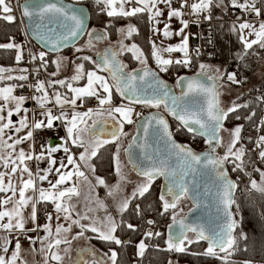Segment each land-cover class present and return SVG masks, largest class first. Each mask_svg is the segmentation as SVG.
Segmentation results:
<instances>
[{"label": "snow or ice", "instance_id": "1", "mask_svg": "<svg viewBox=\"0 0 264 264\" xmlns=\"http://www.w3.org/2000/svg\"><path fill=\"white\" fill-rule=\"evenodd\" d=\"M95 4L102 6L100 11L106 13L108 17H132L146 13L155 34L161 33V29L157 25H159V18L163 16L164 12L159 5L164 4L168 10L167 20L171 21L172 18H177L182 27L173 32L170 30V23H164L162 35L164 38L180 36L181 40L175 45L167 46H164L162 42L158 45L156 41L150 40L151 58L156 65V69H153L148 65V56L139 45L124 43V40L138 32L136 26L129 23L126 27L118 28L117 32L121 34L122 39L117 42L116 46L106 48L103 53L97 52L96 59L84 55L78 57L79 63L70 62L75 64L74 74L71 77L37 79L35 84L29 85L37 93H40V95L30 97L40 109L38 113L40 118L37 119L33 115L31 122L28 119V109L23 107L29 97L14 95V89L17 87L15 85L0 87V168L4 169V171H0V193L4 194L0 195V230L18 234L10 254L9 244L11 241L6 236L0 237V253H2L0 254V264H17L22 248L21 236L29 242L33 252L36 251L34 246L37 243L40 244L39 252L43 256V264H50V261L61 264L64 257L55 249H58L62 244H71L67 234L72 232L74 226L79 228V231L72 239H77L83 236L86 231H91L96 234V238L99 240L121 244V240L114 235L119 225L114 217L107 212V205L103 200L96 198L97 207H89L83 214L76 212L75 205L71 204L70 200L72 196L80 195L78 185L81 181L87 183L90 189L95 187L82 168H88L94 174L95 167L91 164V160L107 144H116L113 161L119 176L117 184L109 188L108 195L112 196L114 192L121 190L120 185L125 177L121 175L119 160L121 145L118 141L121 136H127V133L123 131L124 125L133 123L137 124V132L142 131L143 136H133L124 152L128 156L133 170L143 178V181L136 186L131 197L124 198L116 205L117 211L121 214L126 212L131 199L137 196L143 197L149 192L152 182L157 177H163L165 183L159 196L163 208L161 215L168 212L169 209L173 211L172 224L168 226L169 236L165 241L166 250L184 253L187 251L186 244L191 245L205 240L208 247L204 252L192 253V255H203L219 259L221 264H231V256L239 250L240 241L247 242V235L243 231L236 234L239 222L235 219L231 206L235 203L234 192L238 186L229 178L224 165L232 163L233 171L244 170L243 157L246 154V149L243 145L237 147L241 139L242 126L237 125L231 130V140L223 155H217V148L222 146L220 132L229 113L235 112L239 107H247V105L233 104L224 110L219 106L217 88L223 86L219 84V81L225 77L229 83H239L236 73H221L218 68L213 69L201 63L200 71L196 76L177 78L176 85L181 88L179 96L159 76V73L168 72L169 67L174 64L189 67L192 63L188 35L185 34L189 21L184 19L183 10L190 8V15L197 17L193 23L199 24L202 14L204 20L211 21L213 7H221L224 0H192L190 4L189 0H180L179 8L172 6L173 0H95ZM130 4L135 6L125 7ZM230 4L233 8H239L242 12L254 14L257 17L264 12V8L257 6L256 0H230ZM18 6L21 9L22 17L30 21L28 27L31 28L32 35L45 44L51 45L54 51L59 52L61 48L68 46L70 42H74L85 34L87 14L83 8L73 9L64 5L61 0H27L25 4ZM12 13L11 0H0V18L12 22L15 19ZM237 20L239 21L240 17H237ZM108 27L110 24L105 26L104 31L92 29L87 32L89 47L93 46V40L108 38ZM245 30L248 31L249 37L254 38H246L243 34ZM232 31H238L239 38L243 43L244 53L239 56V59L242 60L254 45L264 49V21H261L258 26L248 20H243L238 24L234 22ZM0 48H15L17 50L15 59L17 62L21 61V45L0 44ZM75 51L80 52L82 49L76 48ZM126 52L131 53L132 58L138 61L141 67L125 71L127 65L119 59V56ZM174 52L182 53V58L173 59L171 54ZM165 53L168 55L165 56ZM196 54L197 56L200 54L199 49L196 50ZM45 55V52H40L38 57L32 55L31 59L35 61L39 58L41 61L39 67L46 68L48 61L45 60ZM62 60H67V58L63 57L52 61L57 70L50 74L51 77L58 76ZM85 61L92 63L94 68L85 71ZM8 71L10 69L0 68V80L14 79L11 75H3ZM20 71L25 72L27 69ZM100 73H108V76ZM200 76H206L210 83H203L199 79ZM15 79L26 81L28 77L20 75ZM84 79H86V83L83 86H74V83ZM56 85L66 88L67 91L57 90ZM18 86L24 87L23 84ZM48 89H53L51 94ZM113 89L121 98L119 105H113ZM192 93L202 94L206 98V104L195 108L186 104L184 98L189 97ZM87 98H95L98 101V107L88 108L84 112L78 111V101L82 106ZM259 99L264 102V97ZM50 104L53 107H49ZM133 104L151 108L163 106L169 115L179 121L181 127L187 129L193 136L203 137L207 150L197 153L189 145L176 142L168 121L160 113H152L144 117L141 113L135 112L137 119L134 120V108L131 106ZM105 105L108 107L105 108ZM53 108L58 109L59 114H55ZM21 112L24 115H21L17 122H13L11 117ZM94 115L97 117L106 116L107 119L98 121L93 119ZM251 115H255V113L253 112ZM245 118L251 119V116ZM89 120H91V124L88 123ZM55 121H60L64 127L66 134L60 138L63 143L56 146L41 144L39 153H35L32 145L28 151L18 147L26 141L34 140L36 130L53 129ZM109 121L111 122V131L106 133L108 139L102 138L105 135L103 131L95 135L94 139H85L86 134H94L98 126ZM261 122L264 124V118ZM150 130L152 137L155 138L154 142L149 140ZM22 131L23 135H20ZM159 142L163 143V148ZM133 145L139 150L138 157H134L131 152ZM72 147L83 150L77 156L72 151ZM255 147L259 149V157L264 160V135L258 137ZM60 150L65 155L57 161L53 154ZM33 160L37 162L47 160L48 167L41 169L37 163L36 171L33 172L28 163ZM255 171L259 173L260 180L250 179V190L264 193V171L259 168ZM53 173L55 174L54 182L49 179L50 174ZM209 173L214 176L212 189H214L215 206L219 212L223 213L225 219V223L219 230L210 235L206 234L201 226L186 224L183 218L178 220L175 211L179 202L185 197L191 198L195 204L202 196L208 195L211 189L202 182ZM17 174H19L18 179L14 180ZM25 174L27 178H25ZM95 180L96 185L108 187L103 178L96 177ZM45 181L48 183V188L42 186ZM29 191H31V195L27 194ZM167 197H171V199ZM49 202L54 205L56 221L54 231L52 212L46 211L45 223H38V206ZM25 209H30L27 216H25ZM100 209L106 213L103 219L88 215V212ZM135 212L137 215L141 214L139 205L136 206ZM237 212H239L238 206ZM84 220H89L90 223H82L81 221ZM29 221L33 224L31 229L26 228V223ZM121 223L124 222L121 221ZM147 223L151 225L155 221L148 220ZM176 224L179 225V232L173 235L171 230ZM127 227L133 231L136 230L131 223H127ZM31 231L37 233L43 231L45 235L36 237L27 235ZM187 232L194 233L195 239H189L186 235ZM62 234L63 238H61ZM144 235L147 238L153 235L160 236L161 233H153L149 230ZM136 247L137 255L143 256L146 248L144 240H140ZM69 251V247L64 248L65 253ZM84 251L85 249L79 250L81 259ZM110 253L111 264H116L117 253L111 249ZM20 264H25V262L20 261ZM77 264H80V261H77ZM169 264L172 262L169 261ZM242 264H252V261L245 260Z\"/></svg>", "mask_w": 264, "mask_h": 264}, {"label": "trees", "instance_id": "2", "mask_svg": "<svg viewBox=\"0 0 264 264\" xmlns=\"http://www.w3.org/2000/svg\"><path fill=\"white\" fill-rule=\"evenodd\" d=\"M264 1V0H262ZM73 3V2H72ZM80 3L84 4L86 8H88L89 12V25L88 30L90 28L97 27L99 30L104 31L105 26L110 24V27L107 28L108 39L115 40L117 29L120 27L122 23H131L136 26L138 29L137 33H134L132 37L126 39V43H135L143 49L145 55L149 57V41H148V17L147 14H137L132 17H108L104 12L100 11L101 6H97L95 4V0H82ZM75 3V4H80ZM221 11L220 8L213 7L214 10ZM220 9V10H219ZM233 25H227L226 23L213 22L209 29L211 30V39L213 42V52L210 59L207 61L210 62H218L219 66L225 68V72L229 70V65L232 64L235 68L241 73L242 79L239 85H241L240 94L235 99L236 105H247V107H239L233 113H229L226 120L223 122V126H229L232 122L239 123L242 126L241 134L243 128L247 126L250 129L249 134L242 136L239 142V145H243L246 149V154L243 157L244 161V170L233 171L232 167L234 165L230 163L227 166L230 177L234 179L235 173H242L243 178L248 173H250L249 179L247 178L246 186L249 189V195H244L237 190L234 193L235 203L231 206V211L235 217V219L239 222V226L236 230V234L238 235L240 231H243L247 235V242L240 241L239 250L236 251L230 258L231 264H242L245 260H251L252 264H264V193L250 190V179H255L257 181L260 180V175L255 169L259 168L264 171V166H261L259 163H254L249 170L248 164L252 161V155L247 151V146L254 141L255 137V122L257 118L258 111L261 109L264 102H262L260 97H264V49H261L258 45H254L252 49L248 50V53L244 55V58L241 60L239 56L244 53L243 43L239 38L238 31H232ZM20 31L18 21L14 19L12 22H8L2 18H0V42H4L8 44L11 42V38L15 34H18ZM85 39V36L81 39V41L74 47L68 48L75 49ZM68 50L62 51V53L68 52ZM17 50L15 48H0V66L6 67L11 66L14 67L18 64H22L21 61L17 62L16 57ZM46 58L50 59L52 56H55V53L52 54L50 52L45 51ZM127 62L128 69H134L132 66L135 63V60H131L129 54L124 53L123 58ZM149 59V58H148ZM201 59V58H200ZM200 59H192L194 63V67L197 65V62ZM51 61V60H49ZM48 61V62H49ZM87 63V62H85ZM53 63L49 62V67L47 66L46 71H53ZM261 64V71L259 73V77L253 78V73L257 70V67ZM89 66V64L87 65ZM85 67V66H84ZM196 73L195 68L193 71L186 72L184 68H181L179 65H172L169 67L168 72L159 73L163 78H165L170 83H175L178 77L185 76L189 73ZM22 82L18 79L12 80H0V85H4V83L17 84ZM25 82V81H24ZM251 95V96H249ZM113 97L116 100H120V96L115 93L113 90ZM255 115H251L252 113ZM251 116V119H246L245 117ZM240 117V122L234 120V118ZM126 126V125H125ZM261 132L264 133V124L261 127ZM240 134V136H241ZM193 135L189 133L186 129L180 126L179 124V132H174L173 137L176 141L181 142L182 144H188L186 138H190ZM198 138L201 143L199 146L192 147L197 151H202L205 144L204 138ZM113 144L104 145L97 153L96 157H93L91 160L92 165L95 167V173L104 179L106 185L110 184L113 181L114 173L112 170L111 164V152H112ZM262 160V159H261ZM264 161V160H262ZM157 179V178H156ZM158 180V179H157ZM237 184V183H236ZM237 186H239L237 184ZM159 190L153 188L151 185L150 190L143 197L137 196V199L140 200L143 208L145 209H153L154 206L160 207V200L158 196ZM1 194V193H0ZM237 206L239 207V212H237ZM42 209V206H40ZM169 212L161 215V212H157L156 217L159 221L167 222L169 219ZM135 214L131 212L128 208L126 212L120 214L118 216V225L119 227L116 230L118 232V239L121 240V244L117 245L115 242H105L99 240L97 238H93L99 249L111 255L110 249L114 250L117 253L116 264H168L169 258L175 259L178 263L185 264H221V261L216 258H211L203 255H192V253H203L202 246L200 243H204L202 241L193 243L191 245H186L187 251L184 253H177L175 251H167L166 247L163 244L162 234L160 236H155L158 239V245L153 246L150 241L144 250L143 256H138L135 252V241L139 239L140 233L138 232L136 226L135 231L129 229L127 227V223H131L134 225ZM123 221L124 223H121ZM163 231V230H162ZM87 235L91 234L90 232H86ZM161 237V238H160ZM247 248V251H245ZM135 253L132 257V253ZM131 256L129 259L128 257Z\"/></svg>", "mask_w": 264, "mask_h": 264}, {"label": "crops", "instance_id": "3", "mask_svg": "<svg viewBox=\"0 0 264 264\" xmlns=\"http://www.w3.org/2000/svg\"><path fill=\"white\" fill-rule=\"evenodd\" d=\"M70 1H72L73 3H80V1H82V0H70ZM134 6H135L134 4H130V5H126L125 7L126 8H131V7H134ZM159 7L164 12L163 16H161L159 18L160 19L159 25H157V27L159 29H161V33L160 34L153 33V31H152L153 25L148 20V25H149V32H148V41H149V44L148 45L150 46L149 47L148 64L151 65V66H153V68H155V69H156V65H155L154 61L152 60V58H151V44H150V40L156 41L158 45L162 42L164 46H167L169 44L175 45V44H177V43L180 42L178 36H175V35L172 36L171 38H164L163 37L162 30H163V27H164V23H170V25H171V29L170 30L173 31V32H175L176 27L180 23V21L177 18H175L176 20L174 18H172L171 21L167 20V11L168 10H167L166 5L160 4ZM220 13H221V11L218 12L215 9L212 16L215 15V16L219 17ZM187 31L188 30L186 29L185 30V34L186 35H188L187 34ZM88 41H89V39H88ZM92 45H94V44H92ZM108 46L113 47L112 45H109V44L106 47H108ZM188 46H189V40H188ZM76 48H81L82 51L76 52L75 51ZM76 48L75 49L74 48L73 49H70V50H68V52H65V53H62V51H61V52L55 54V56H52L51 57V60L52 61L57 60V59H60V58H63V57H66L67 60H62V63H61V67H60L58 76L51 77L50 74H49V79H63L65 77H71L74 74L73 70H74V67H75V64L70 63L71 61H75L76 63H79L80 61L78 60V57H81V56H84V55H88V56L93 57V55H95L97 53L96 50L95 51L94 50H91L90 51V48H92V47H89L88 43H86V42L84 44H82L80 47H76ZM43 52H45V51H43ZM164 55L167 56L168 54L165 53ZM182 55L183 54L180 53V52H174V53L171 54V56H172L173 59L182 58ZM93 59H94V57H93ZM119 59H121V56H119ZM85 62H87V61H85ZM85 62H84L85 71L91 70V69L94 68V65L92 63H90V62L85 63ZM136 62H137L136 67H138V66L141 67L140 63L138 61H136ZM123 63L127 65V63L124 60H123ZM88 64H89V66H87ZM180 67L183 68V66H180ZM56 70L57 69H56V65H55V68L53 69L52 72H55ZM125 70L126 71H130L128 69V67ZM197 70H199L198 69V65L195 66V72H198ZM100 74L107 77V74L106 73H100ZM4 76H9V75L8 74H4ZM85 83H86V79L74 83V86H83ZM7 85H13V84H11V83H4V85H0V87H4V86H7ZM56 89L59 90V91H61V92L67 91L66 88L61 87L59 85H56ZM52 91H53V89H50L49 94H51ZM36 95H38V94H36ZM92 99H95V98H87L86 101H85V103L82 106L79 105V101H78L77 110L80 111V112H84L88 108H93V109L97 108L98 107V101L96 100V103H93L92 102ZM112 99H113V105H119L121 103V99L120 100H116V99H114L113 96H112ZM23 107L26 108V109H28V119H29L30 122L33 119V115H35L37 119L40 118L39 115H38L40 109L38 108L36 102L34 100H32L30 97H29V99H26ZM49 107H53V105L50 104ZM104 107L107 108L108 105H105ZM53 110H54L55 114H59L58 109L53 108ZM5 115H6V113H5ZM21 115H24V113L21 112L19 114H14L11 117V119L13 120V122H17L20 119V116ZM93 119H97L99 121V120H106L107 117L106 116L97 117V116L94 115L93 116ZM88 123L91 124V120H89ZM54 124H55L54 129H57L58 132H57V135H56V140L54 141V145L50 143L51 146H56L58 144L63 143V141H61L60 138L63 137V136H65V134H66L65 133V130H64V127L62 126V123L60 121H55ZM38 131H40V130H36L34 132V140L36 138V133ZM102 131L105 133V135L102 138L103 139H108L109 137L106 135V133H108V132L111 131V122L110 121L108 123H106V124H102V125L98 126L96 128V132L94 134H86L85 135V139L86 140H88V139H94L95 135L100 134ZM134 134H135V128H134V133H132V135L129 136L130 137V140L134 136ZM20 135H23V131L20 133ZM34 140L26 141L24 144H21L18 147H22L26 151H28L29 148H30V145H32L33 148H34L35 153H39L40 151L35 148V141ZM82 150L83 149L76 148V147H72V151L77 156H78L79 152L82 151ZM123 154H124V151H123ZM64 155L65 154L63 153L62 150L57 151L56 153L53 154V156L57 159V161H59V159L62 156H64ZM28 163H29V167L32 169L33 172L36 171L37 163H39V167L41 169H44V168H47L48 167L47 160H41L39 162L33 160V161L28 162ZM82 170L85 171L86 175H88V177H89V180L92 182L93 185H95V187L93 189H90L89 188V185L87 183L81 181L79 183V185H78L80 195L79 196H72V198L70 200V203L73 204V205H75L76 212H80L81 214H83L84 212H86L89 207H91V208H96L97 207L96 204H95V199L96 198L101 199L100 198V190L102 189L101 191H103L105 189V186L104 185H96L95 178L96 177H99V176L95 172L93 174L91 172V170L88 169V168H82ZM0 171H4V169L3 168H0ZM18 175L19 174H17V177H14V180H17L18 179ZM25 178H27V175L26 174H25ZM49 179L53 180V182H54V180H55V174L54 173L53 174H50ZM42 186L45 187V188H48L47 181L43 182ZM69 186H71V184H69ZM27 194L28 195H31L32 193H31V191H29ZM0 195H4V194L1 193ZM8 195H11V193H8ZM40 206H42V209L44 207H50L51 208V212L53 213L52 226H53V231H54V229H55V223H56V221H55L54 205H52L50 202L47 203V204H41V205L38 206L39 212H40V209H41ZM29 211H30V209H25V216H27V214H28ZM109 213L114 217V219H115V216H116L115 213L119 214L118 211H116V212L114 211L113 212L111 210H109ZM73 215L75 216V213ZM88 215L90 217L91 216H95V217H99L100 219H103V217L106 215V213H105L104 210L100 209V210L95 211V212H88ZM81 222L84 223V224L90 223L89 220H84V221H81ZM97 226H100V225H97ZM26 228H29V229L33 228V224L30 221L27 222L26 223ZM78 231H79V228H76L74 226L72 232L67 234V238L71 241V244L70 245H64V244H62L58 249H55L56 251L59 252V254L61 256L64 257V259L61 262V264H70V262H73V260L74 259H77V258H79L80 261H82L81 264H91V263H94V262L96 264H101L104 261V258L105 257H104V255H102L100 253L99 247L94 244V241L92 239V237L93 238H96V234L93 233V232H91V231H86V232H90L91 234L87 235L86 232H85L83 236H80L77 239H72V237ZM17 235L18 234L16 232L8 233V232H5L3 230H0V237H5L6 236L9 239V241H11V243L9 244V254H10L11 249L14 247V243H15V239H16ZM27 235L32 236V237H36L37 235L43 236V235H45V233L43 231H41L39 233H37L35 231H31V232H28ZM114 235H115V233H114ZM20 238H22V237H20ZM61 238H63V234H62V237ZM21 245H22V248H21V252H20V259L17 261V264H20V261H24L25 264H43V256L39 252V248H40V244L39 243H37L34 246L35 249H36L35 252L32 251V246H30L29 242L26 239H24V238H22V240H21ZM65 247H69L70 248V251L67 252V253H65L64 252V248ZM81 249H85V251H84V253L82 255V259H81V254L79 252V250H81ZM89 249H90V251H88ZM92 251H93L94 254L97 255V257L96 256H93V253H91ZM0 254H2V253H0ZM50 264H55V262H51L50 261Z\"/></svg>", "mask_w": 264, "mask_h": 264}, {"label": "rangeland", "instance_id": "4", "mask_svg": "<svg viewBox=\"0 0 264 264\" xmlns=\"http://www.w3.org/2000/svg\"><path fill=\"white\" fill-rule=\"evenodd\" d=\"M16 1V4L18 5V3H19V0H15ZM22 2H24L25 0H21ZM11 6H12V8H13V13H12V15H14V17H15V19L18 21V25H19V28H20V31H19V33L18 34H15L14 36H13V38H11V42H9V43H15V44H19V45H21L18 41H17V37H22V20H21V18H19V16H18V11H19V13H20V9L19 8H16L15 6H14V4L12 3V0H11ZM224 6H226L225 5V2H224V4L221 6V7H219L221 10H223L224 9ZM219 9V10H220ZM219 12V11H218ZM18 17V18H17ZM175 19V18H174ZM176 20V19H175ZM251 23H254L255 25H259V23L260 22H256V21H251ZM129 23H122L121 25H120V27L119 28H122V27H126L127 25H128ZM131 24V23H130ZM182 27V25L179 23L178 25H177V27H176V30L175 31H178L180 28ZM92 29H96V30H98L99 28H97V27H94V28H90L87 32H89V31H91ZM100 31H102V30H100ZM244 36L246 37V38H249V39H251V38H254V37H249L248 36V31L247 30H245L244 31ZM169 38H171V37H169ZM178 38H179V41L181 40V37L180 36H178ZM120 39H122V36H121V34L120 33H118L117 32V34H116V38H115V40H109L108 38L107 39H104V41L101 43V44H99V43H92V44H94L93 46H92V48H90V51L91 50H96V51H98V49L100 48H102V47H106L108 44L109 45H112L113 47L114 46H116L117 45V42L120 40ZM88 43V38H87V35L85 36V39L83 40V42L81 43V45L82 44H84V43ZM124 43L125 44H128V45H130V44H132V43H126V40H124ZM0 44H6V43H4L3 41L2 42H0ZM96 44V45H95ZM81 45H79L78 47H80ZM99 47V48H98ZM98 48V49H97ZM37 49V52H38V54L40 53V52H43L44 50H42V49H40L39 47H37L36 48ZM21 53H22V64H18V65H16V66H14V67H11V66H6V67H1L0 66V68H5V69H10V71H8V72H5V73H3V75L4 74H8V75H11L12 77H18V76H20V75H26L27 73H28V71L30 70V68H32V69H35V70H39V68H38V61L41 63V61H40V59L39 58H37L35 61H33L32 59H31V62H29V64H28V61H27V63H26V60H24V59H28V54L24 51L23 52V49H21ZM127 53V52H126ZM127 54H129V57L131 58V60H133L134 61V59L132 58V54L131 53H127ZM46 58V57H45ZM123 58V55H121V61L123 62V60L124 59H122ZM199 59V58H198ZM210 59V58H209ZM45 60H47V61H49V60H51V58L49 59H45ZM52 61V60H51ZM51 61H49L50 63H51ZM125 61V60H124ZM49 62H48V64H47V66L49 67ZM126 62V61H125ZM127 63V62H126ZM201 63H203V64H206V65H208V66H210L211 68H213V69H215V68H218L219 70H220V72L221 73H224L225 72V68L224 67H222V66H219L218 65V62H210V61H207V60H204V59H200V61L199 62H197V65H198V69H199V65L201 64ZM53 65V67L55 68V65L54 64H52ZM136 65H137V62H136V60H135V63H134V65L132 66L133 68H135L136 67ZM230 66V65H229ZM261 64H259V66L257 67V70L253 73V75H252V79L253 78H257V77H259V73H260V71H261ZM53 68V69H54ZM21 69H27V71H25V72H21L20 70ZM44 69V71L46 72V75H48V77H49V74H51L52 72H50V71H46V69L45 68H43ZM155 69V68H154ZM130 70V69H129ZM198 72L200 71V69L199 70H197ZM227 72H231V71H229V70H227ZM209 74H213V73H209ZM219 84L220 85H223L222 87H218L217 88V91H218V93H219V96H218V99H219V106L221 107V108H223L224 110H227L229 107H231L233 104H236V102H235V99L237 98V96L240 94V90H241V85H239V84H237V83H229V82H227V79H226V77L223 79V80H221V81H219ZM133 108H134V113H133V119L134 120H136L137 118H136V116H135V112H137L136 110H137V108H138V106H133V105H131ZM154 110H159V111H162L163 110V108L162 107H159V108H154ZM237 119V117L236 118H234V120H236ZM236 121H238V122H240V120H236ZM126 125V126H125ZM124 125V129H123V131L125 132V133H127V136H121V138H120V140L118 141V143H120V145H121V151H120V153H119V160H120V167H121V175H123L124 177H125V180L123 181V182H121V185H120V191H118V192H114V194L112 195V196H109L108 195V190H109V188L111 187V186H113V185H115V184H117V182H118V180H119V176L117 175V172H116V165H115V163H114V161H113V154L116 152V144L115 143H113V146H112V152H111V164H112V170H113V173H114V178H113V181L110 183V184H108L107 186L108 187H105V189L103 190V191H101L100 190V198H101V200H104V203L107 205V212L109 213V210H111V211H117V207H116V205L120 202V201H122L124 198H126V197H131V195H132V192H133V190L136 188V186L138 185V184H140L142 181H143V178L141 177V176H139V175H137L131 168H130V165L128 164V162H127V160L124 158L125 156H124V154H123V151H124V149H125V147H126V145H127V143L130 141V137L129 136H131L132 135V133H134V123L133 124H125ZM171 125V124H170ZM237 125H239V123H234V122H232V124H229V126H226V125H224L223 126V129L221 130V132H220V137L222 138V146H220V147H218L217 148V155H223L224 154V152H225V150H226V146H227V144L230 142V140H231V135H230V132H231V130L235 127V126H237ZM174 126V125H173ZM176 133H178L179 132V128H177V130L175 131ZM241 137H242V134H241ZM186 141L188 142V144L190 145L192 142L189 140V138H186ZM237 147H240V145H239V143L237 144ZM226 164H230V163H226ZM227 165V166H228ZM152 185H153V188H155V189H157V190H159L160 189V182H159V180H157V179H155L153 182H152ZM247 189V191H248V194H246V195H249V190H248V187L246 188ZM244 194V195H245ZM158 196H160V193H158ZM168 198V197H167ZM169 199V198H168ZM141 201L140 200H138L137 199V197H135V198H133V199H131V201H130V203H129V209L131 210V212H134V214H135V220H134V226H136V228H137V230H138V232L140 233V236H139V239L137 240V241H135V244H134V246H135V252H136V254H137V247H136V245L138 244V242L140 241V240H144V243H145V245H146V247L147 246H149L148 245V243H150V241H153V242H151L152 244H153V246H155V245H158V239L157 238H155V240L153 239V237H154V235L153 236H151V237H145V232H147L146 231V229L144 230V229H141V225H142V223H140L139 222V220H140V218H141V214L140 215H137L136 214V212H135V209H136V207L135 206H137L138 204H139V206H140V209H144L143 208V206H142V204L140 203ZM157 207V209L155 210V212H154V220H155V223L150 227V228H152V232L153 233H155V232H159V233H161L163 236H162V240H163V244H164V246L166 247V244H165V241L168 239V236H169V234H168V226L170 225V224H172V214H173V211L171 210V209H169L170 210V212H169V219L167 220V222L166 223H164L163 221H159L158 220V218L156 217V214H157V212H158V214H159V212H162L163 211V208H162V203H161V201H160V207H158V205L157 206H154L153 208H156ZM192 208V204L190 203V201L188 200V198L187 197H185V198H183L180 202H179V204H178V206H177V209L175 210L176 212H177V218H180L181 216H183L184 214H186L190 209ZM116 214V216H115V220H116V222H117V224H118V216H120V214L121 213H119V214H117V213H115ZM163 230V231H162ZM186 235H187V237L189 238V239H195V234H193L192 232H187L186 233ZM115 236L116 237H118V232L116 233L115 232ZM161 238V237H160ZM92 239H93V237H92ZM95 243V242H94ZM201 244V246H202V250H205L207 247H208V245H206V243H200ZM96 245V244H95ZM187 245V244H186ZM99 251H100V253L102 254V255H104L105 254V252L104 251H102L101 249H99ZM84 253V252H83ZM132 254V257H133V255H135V253H133V252H131ZM104 261L101 263V264H111V260L109 259V257L110 256H108V255H104ZM129 259L131 258V256H129L128 257ZM77 261H80V259L79 258H77V259H74L73 260V262H70V264H77ZM169 261H171L172 262V264H181V263H178V262H176L175 261V259H173V258H169V260L167 261L168 262V264H169ZM82 263V261H80V264ZM91 264H94V263H91ZM96 264V263H95ZM145 264V263H144ZM182 264H185V263H182Z\"/></svg>", "mask_w": 264, "mask_h": 264}, {"label": "built area", "instance_id": "5", "mask_svg": "<svg viewBox=\"0 0 264 264\" xmlns=\"http://www.w3.org/2000/svg\"><path fill=\"white\" fill-rule=\"evenodd\" d=\"M192 2V0H189V4ZM225 5L224 9L221 10V13L219 15V17L217 16H212L211 21L208 20H204L203 19V14L200 16V23L196 24L193 23L194 20L197 19V17L190 15V8H185L183 11L185 13L184 19H187L189 21V26L187 28V34H188V40H189V53L192 59L196 58V59H204V60H208L211 56H212V52H213V42L211 39V33H210V29L209 26L213 23V22H219V23H226L227 25H233L234 22L235 23H239L242 22L243 20H248L249 22L251 21H256V22H261L264 21V12H262V14L257 17L254 14H248L245 12H242L241 9L239 8H233L230 4V0H224ZM12 3L14 4V6L16 8H19L18 5H22V1L19 0L18 5L16 4L15 0H12ZM179 4H180V0H173V7L175 8H179ZM256 4L258 7H262L264 8V1L262 0H256ZM20 9V8H19ZM18 16L19 18H21L22 20V37H17V41L21 44L23 52L25 51L28 54V59L26 60V63L28 61L31 62V56L32 55H36L38 57V52H37V46L34 43V41L28 37L29 35L26 34V25H25V21L24 18L21 15V9H20V13L18 11ZM237 17H240V20H237ZM18 18V17H17ZM199 49L200 54L197 56L196 54V50ZM40 62L38 61V68L39 70H35L30 68V70L28 71V73L26 74V76L28 77V79L24 82H19L17 84H15V89H14V95L20 96L23 95L25 97H31L33 95L36 94H40L37 93L35 91V89L33 87H29V85H33L36 83L37 79L40 80H48L49 77L48 75H46V72L44 71L43 68L39 67ZM184 70L187 72L193 71L194 70V63L192 61L191 65L189 67H183ZM229 71L231 72H235L236 73V79L239 81V83L241 82L242 76L241 73L236 70L235 66L230 64L229 66ZM237 83V84H239ZM23 84L24 87H19L18 85ZM50 91V89H48ZM251 96V95H249ZM93 103H96V99H92ZM133 106H138L137 108V112L141 113L142 115L149 112V110H152L153 108L151 107H146L143 105H133ZM262 118H264V104L262 105L261 109L258 111L257 114V118H256V122H255V128H254V132H255V137H254V141L249 144L247 146V151L252 155V161L248 164V169H251V166L254 163H259L261 164V166H264V161L261 160V158L259 157V149H256L255 147V142L258 139L259 136L264 135L263 132H261V127H262ZM169 120V125H170V130L172 132V134H174V132L177 130V128H179V123L177 121H174L173 119L168 118ZM174 125V126H173ZM57 129H44V130H40L36 133V138H35V148L39 151H41V144H45L48 145L51 143V138H53L54 136L57 135ZM250 129L245 126L243 128L242 131V136H245L246 134H249ZM189 140L192 142L191 145H194L195 147L199 146L201 141L196 138L195 136L191 135ZM233 169V167H232ZM250 173H248L246 176H244L243 178V174L242 173H235L234 176V180L235 182L239 185L238 186V191L242 194H248L247 191V186H246V181L247 178L249 179ZM249 190V189H248ZM139 205V204H138ZM136 207V206H135ZM156 208L153 209H141V218L139 220L140 223H142L141 225V229H146V231L151 230L152 228H150L153 224L149 225L147 223L148 220H154V212ZM51 212V208L50 207H44L43 209H40V212L38 213V223L43 224L45 223V212ZM22 237V236H21ZM23 238V237H22ZM22 238H20L22 240ZM144 264V263H142Z\"/></svg>", "mask_w": 264, "mask_h": 264}, {"label": "water", "instance_id": "6", "mask_svg": "<svg viewBox=\"0 0 264 264\" xmlns=\"http://www.w3.org/2000/svg\"><path fill=\"white\" fill-rule=\"evenodd\" d=\"M26 2H27V0H25L22 4H25ZM61 2L64 5H68V6H70L73 9L83 8L85 10L86 14H87V19H86L85 34L82 35V36H80V37H78L74 42H70L68 44V46L61 48L59 52L64 51V50H68V48L76 46L81 41V39L84 36L87 35L88 25H89V22H90L89 21V12L87 10L88 8H86L84 4H82V3L75 4V3H72V1H70V0H61ZM23 18H24V21H25L27 34L29 35L28 37H30L34 41V43L36 44V46L39 47L40 49H42L44 51H47V52H50L52 54L57 53V51H54L52 49L51 45L45 44L43 41H40L38 38H35L32 35V30H31L30 27H28V25L30 24V21L27 18H25V17H23ZM97 31H99V30H97ZM87 38L89 39L88 35H87ZM103 41H104V39L98 40V41L97 40H93L92 43L95 42V43L101 44ZM109 47L110 46H108L107 48H109ZM105 49H103L100 53H103ZM149 66L153 68V66H151V65H149ZM139 67L140 66L135 67V68H139ZM197 73L198 72H196V73H193L192 72V73H189V74H187L185 76L186 77H194V76L197 75ZM106 74L108 76V73H106ZM159 76L167 83V85L169 86V88H171L172 91L177 96L180 95L181 88L180 87H177L176 81H175V83L172 84L169 81H167L165 78H163L160 74H159ZM199 79L203 83H210L209 81H207V77L206 76H200ZM184 102L186 104H188L189 106L195 108V107H197L199 105L206 104V98L202 94L192 93V94L189 95V97L184 98ZM161 107L163 108L162 111L152 109V110H149V112L143 114V116L144 117H147V116H149L152 113H160L168 121V124H169L168 118L173 119L174 121H177L171 115H169V113L165 110V108L163 106H161ZM177 122L179 123V121H177ZM134 128H135V134H134V136H136V135L143 136V132L142 131L139 132V133L137 132V124H135V123H134ZM169 128H170V126H169ZM172 136H173V134H172ZM198 137H200V138L203 139V137H201V136H198ZM173 139L175 140L174 137H173ZM55 140H56V136H54L53 138H51V140H50L51 141V144L54 145V141ZM131 140H132V138H131ZM149 140L150 141H153V142L155 141V138L152 137V135H151V130H150V133H149ZM176 142L181 143L179 141H176ZM159 143H160L161 148H163V143L162 142H159ZM128 144H129V142H128ZM128 144L126 145L125 148L128 147ZM192 149H193V151H195L197 153H202V152H205L207 150V146L204 147V149L202 151H197L194 148H192ZM131 152H132V154H133L134 157H138L139 150L135 147V145H133V148L131 149ZM124 156H125V159L128 161V156L126 155L125 152H124ZM128 164L130 165V168L133 170L132 165L129 163V161H128ZM224 167L227 170V168H226L225 165H224ZM134 172L137 174L136 171H134ZM227 173H228V170H227ZM228 176H229V173H228ZM229 178L232 181H234V179L232 177L229 176ZM157 179L160 182L159 193H161V188L164 185L165 181H164V178L163 177H157ZM213 182H214V176H213L212 173H209L207 176H205L202 183L207 184L208 187H209V189H211L209 191L208 195L207 196H202L199 199V201H197L195 204H194V202H193V200L191 198L187 197L188 200L190 201V203L192 204V208L186 214H184L180 218H177L178 220L181 219V218H183L185 220V223L186 224L201 226L205 230V233L206 234H209V235L212 234L213 232L219 230V228L221 227V225H223L225 223V219H224L223 213L222 212H219L217 210L216 206H215L214 189H212ZM167 228H168V234H169V227H167ZM171 231H172L173 235L178 234V232H179V225L178 224L173 225V228H172ZM201 241L204 242V243H206V245H208L207 241H205V240H201ZM91 253H93V251ZM82 255H83V253H82ZM93 256H96L97 257V255L94 254V253H93Z\"/></svg>", "mask_w": 264, "mask_h": 264}, {"label": "flooded vegetation", "instance_id": "7", "mask_svg": "<svg viewBox=\"0 0 264 264\" xmlns=\"http://www.w3.org/2000/svg\"><path fill=\"white\" fill-rule=\"evenodd\" d=\"M105 48H107V47H102L101 49L99 48L97 52L100 53V52H101L103 49H105ZM93 57H94V59H96V58H97V57H96V54L93 55ZM187 145H189V144H187ZM189 146L192 147L191 144H190ZM192 148H193V147H192ZM227 165H228V164H225L226 168H227ZM228 173H229V172H228ZM229 176H230V175H229ZM168 198L171 199V197H168Z\"/></svg>", "mask_w": 264, "mask_h": 264}, {"label": "bare ground", "instance_id": "8", "mask_svg": "<svg viewBox=\"0 0 264 264\" xmlns=\"http://www.w3.org/2000/svg\"><path fill=\"white\" fill-rule=\"evenodd\" d=\"M237 70V69H236Z\"/></svg>", "mask_w": 264, "mask_h": 264}]
</instances>
